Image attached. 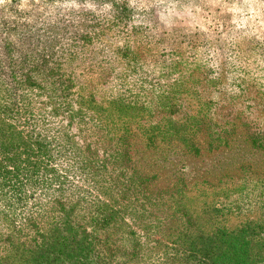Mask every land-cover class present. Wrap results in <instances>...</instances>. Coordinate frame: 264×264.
I'll return each instance as SVG.
<instances>
[{
	"label": "trees",
	"instance_id": "trees-1",
	"mask_svg": "<svg viewBox=\"0 0 264 264\" xmlns=\"http://www.w3.org/2000/svg\"><path fill=\"white\" fill-rule=\"evenodd\" d=\"M31 10L51 12L42 5ZM16 26L0 20V264H137L128 240L120 245L112 228L151 226L152 218L168 230V264H264V101L244 103L249 111H227L213 122L185 115L175 129L166 128V116L154 119L133 158L135 127L116 118L110 121L119 124L117 131L105 132L77 107L72 81L61 69L41 71L38 59L28 65L27 57L19 58L29 44L21 36L9 41V34L30 30ZM13 51L18 57L9 55ZM34 91L45 94V108L27 97ZM156 103L159 112L185 109L165 98ZM71 128L81 144L69 131L63 136ZM232 173L242 179L235 183L241 193L252 197L235 204L236 213L225 208L237 201L227 189ZM202 186L226 189L203 204L208 220H242L206 231L192 205V190ZM131 233L123 229V238Z\"/></svg>",
	"mask_w": 264,
	"mask_h": 264
},
{
	"label": "rangeland",
	"instance_id": "rangeland-1",
	"mask_svg": "<svg viewBox=\"0 0 264 264\" xmlns=\"http://www.w3.org/2000/svg\"><path fill=\"white\" fill-rule=\"evenodd\" d=\"M0 5H6L0 8V20L7 27L16 23L30 30L29 35L22 31L9 34V41L21 36L29 44L19 58L27 57L28 65L38 59L41 71L61 69L66 74L63 78L72 81L77 107L98 119L105 132L117 131L119 124L110 121L116 118L135 127L129 141L133 158V150L141 151L144 146L143 128L154 126V119L166 116V128L175 129L185 115L190 121L213 122L227 111L248 110L244 103L264 101V0H13L12 4L2 0ZM33 5L51 12H34ZM75 24L85 25L74 30ZM84 33L86 42L81 41ZM9 55L18 57L19 53ZM27 97L46 107L43 92L34 91ZM160 98L183 104L185 109L175 105L156 111L153 106ZM65 131L81 144L76 129L62 131L63 136ZM166 169L170 167L161 176L167 174ZM230 176L227 189L237 201L225 208L236 213L235 206H244L252 197L235 185L242 181L239 176ZM158 184L162 186L163 181ZM199 189L204 190L198 193ZM192 191L194 200H189L198 205L193 208L198 213L196 221L204 222L201 226H207L206 231L242 220L229 217L224 222L219 216L208 220L202 214L203 204L215 202L223 191L207 187ZM149 221L151 226L139 222L136 226L128 222L125 228L115 226L112 231L117 236L112 239L121 238L120 245L128 240L127 251H135L137 264H168V230L153 218ZM123 229L132 232L126 240Z\"/></svg>",
	"mask_w": 264,
	"mask_h": 264
},
{
	"label": "clouds",
	"instance_id": "clouds-1",
	"mask_svg": "<svg viewBox=\"0 0 264 264\" xmlns=\"http://www.w3.org/2000/svg\"><path fill=\"white\" fill-rule=\"evenodd\" d=\"M0 2H2V0H0Z\"/></svg>",
	"mask_w": 264,
	"mask_h": 264
}]
</instances>
